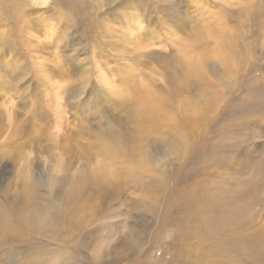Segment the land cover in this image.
I'll use <instances>...</instances> for the list:
<instances>
[{
	"label": "rangeland",
	"instance_id": "rangeland-1",
	"mask_svg": "<svg viewBox=\"0 0 264 264\" xmlns=\"http://www.w3.org/2000/svg\"><path fill=\"white\" fill-rule=\"evenodd\" d=\"M0 264H264V0H0Z\"/></svg>",
	"mask_w": 264,
	"mask_h": 264
}]
</instances>
